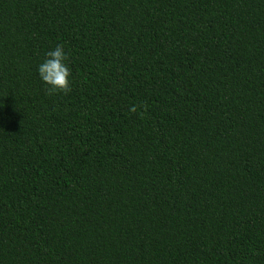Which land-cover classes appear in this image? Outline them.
Listing matches in <instances>:
<instances>
[{
    "label": "trees",
    "instance_id": "trees-1",
    "mask_svg": "<svg viewBox=\"0 0 264 264\" xmlns=\"http://www.w3.org/2000/svg\"><path fill=\"white\" fill-rule=\"evenodd\" d=\"M0 264H264V0H0Z\"/></svg>",
    "mask_w": 264,
    "mask_h": 264
},
{
    "label": "clouds",
    "instance_id": "clouds-1",
    "mask_svg": "<svg viewBox=\"0 0 264 264\" xmlns=\"http://www.w3.org/2000/svg\"><path fill=\"white\" fill-rule=\"evenodd\" d=\"M46 57L39 65L38 73L41 81L47 85V94H69L72 91L71 70L67 63L69 56L63 45H57L53 50L48 51Z\"/></svg>",
    "mask_w": 264,
    "mask_h": 264
}]
</instances>
